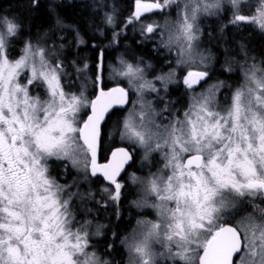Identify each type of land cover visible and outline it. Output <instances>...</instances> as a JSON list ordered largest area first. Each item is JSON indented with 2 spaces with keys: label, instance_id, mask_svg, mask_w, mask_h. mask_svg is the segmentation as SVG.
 Listing matches in <instances>:
<instances>
[{
  "label": "snow or ice",
  "instance_id": "snow-or-ice-1",
  "mask_svg": "<svg viewBox=\"0 0 264 264\" xmlns=\"http://www.w3.org/2000/svg\"><path fill=\"white\" fill-rule=\"evenodd\" d=\"M228 2L230 23L254 24L264 31V5L247 16L242 14L247 0ZM37 4L33 0V7ZM174 5L175 20L142 24L141 35L161 33L162 46L175 49L177 65L187 69L183 84L193 90L209 76L208 57L197 52L199 20L219 13L223 0H135L125 23L140 22L145 14H164ZM106 22L114 24L113 15ZM55 24L71 27L58 16ZM21 30L16 17L0 16V264H109L88 251L94 235L88 230L91 222L80 223L73 210L75 197L91 199L92 193L85 196L71 192L72 185L61 186L51 176V166L62 164L67 174L71 165L84 172L85 180L89 173L102 174L115 186L109 199L119 201L123 185L117 177L134 153L117 147L105 164L97 156L102 123L112 111L125 109L118 121L121 141L143 148L145 160L154 152L164 159L163 167L147 179L132 176L142 185L134 205L153 209L156 218L137 220L122 240L129 264H160V258L172 264H264V209L254 205L258 216L232 218L244 202L264 200V68L253 64L244 71V82L232 92L230 103L218 99L220 82L193 95L183 118L173 114L168 124H160L152 102L144 99L146 92L158 89L145 78L142 60L120 57L119 68L112 71L127 86L117 82L105 88L101 50L93 82L96 94L89 100L83 88L78 95L65 91L63 61L53 63L55 54L46 47L25 40L19 58L10 59ZM118 36L113 34V43ZM77 37L83 43L79 33ZM87 68L85 64L76 70ZM174 76L173 69L154 80L166 90ZM41 88L47 98L32 95ZM133 92L136 100L131 99ZM85 108L90 114L81 123ZM102 191L110 193L109 188ZM155 245L163 251L157 253Z\"/></svg>",
  "mask_w": 264,
  "mask_h": 264
},
{
  "label": "rangeland",
  "instance_id": "rangeland-1",
  "mask_svg": "<svg viewBox=\"0 0 264 264\" xmlns=\"http://www.w3.org/2000/svg\"><path fill=\"white\" fill-rule=\"evenodd\" d=\"M50 2H52L53 6H55L59 3V0H50ZM93 2H97V5H98L96 7V9H97L96 12H97L98 18L96 20L90 21L91 24L86 23V26H87V28L90 27L92 30H94V29L98 30V31H96V36L97 35L101 36L102 33H105V31H107L109 34L110 33L111 34L112 33H119V35H120L124 31L125 26H127V25L134 26L135 25L134 22L131 24L125 23V21L128 19V17H130L131 15H129L128 17H125L123 22L118 20V17L116 16L118 8H117L115 2H112V0H109V1L103 0L102 2L100 0H92V3ZM144 2L150 3V2H153V0H144ZM64 3L65 4H71V1L70 0H64ZM134 5H135V0L132 4L131 14H132V11L134 10ZM254 5H256V7ZM261 5H264V0H247V2L245 4V10L243 11L242 14L247 15V16H252L251 13L253 12V10L255 8L259 9L261 7ZM258 9H257V11H258ZM226 10L228 12V15L225 17V19L222 20L221 15L224 14V12ZM177 11H178V9L174 5L171 9H168L164 14H145L144 17L142 18V21H140V24L141 25L143 24L146 27L147 24L152 23L153 21L160 23V24H163L165 19L175 20ZM108 14L113 15L114 20H115L114 24L110 25L106 22V16ZM232 15H233V13H232L230 3L228 2V0H223L222 10L219 13H217L216 15H211V16L202 15L200 17L199 26L201 28V36H200V40L198 42L197 52L202 54L205 57H208L206 64H207V71L210 73V78L201 87H199L197 89L189 90V96L187 98L186 105L183 107L184 109L179 110L178 112H175V113L168 114L167 113L168 108H167L166 104H161L160 106H158L159 103H162L161 100L164 99L165 103L167 101H169V102L173 103L174 105L176 104L175 105V108H176L178 105L177 101L174 97H172L173 95H170L169 93L171 92L172 88H174L177 85H179L180 88H184V89L186 88V86L183 84V77H184V75H186L187 69H182L181 66L177 65V63H176L177 56H176L175 49L172 51H169L167 48H165V47L163 48V46H162V49L165 50L164 51L165 53H163V55L165 56L164 58H166V56L168 58H172L170 56H171V54L172 55L174 54L173 55L174 56L173 64L171 65V67L169 69L163 70V72L158 71V69L153 70L154 67H152V66L147 67V65H150V64L143 62L142 66L145 67V69H146L145 78L147 80H152L153 83L155 84L156 88L158 89V93L146 92L144 95V99L147 101H151L152 107L154 108L155 112L158 113V115L156 116L157 123L168 124V122L172 119L173 114H176V115L180 116L181 118H183V113L189 107L191 97L193 95L204 93V92H206V90L209 89L210 86L216 85V84L224 81V79H222V81H219L220 79L216 78L219 68H223L226 75H228V76L230 74L232 75V81L230 83H228L230 80H228L227 83L223 82V87L220 89L219 93L217 94L218 99L221 101L222 104H225V105L230 103L232 92L244 82V71L246 69L250 68V66L253 64L257 65L258 67L264 68V59L262 57H259V56H257V58H256L254 54H250L244 48H239L238 51L236 52L239 54V57L235 56V59L233 58V56H231L232 58L230 57L231 59H234L233 66H231V64L230 65H228V64L224 65L222 61H221L220 65L216 64V62H217V60L215 59L216 53L212 49V46L210 44L211 43L210 40H212L215 37L212 34L214 33L215 30H217L218 27H219V29H222L224 27H235V28H238L241 30H247L248 32L252 31V30L253 31L254 30L261 31L254 24L234 25V24L230 23V21L232 19ZM0 16H7L9 18L15 17L14 15H11L10 13H7V14L3 13ZM145 17H147L146 20H143ZM210 23H211V26H209ZM91 25H92V27H91ZM68 31L69 32H66V34L64 33L62 36L58 37L57 40H55V38H53L52 43L49 42V40L52 39V38H50V36L45 38V40H47V42L42 41L43 39H40L39 37H35V38L31 39V42L33 44H39L41 47H46L50 53L55 54L52 56L53 63H55L57 60L63 61L66 75L62 79V84L64 85L66 92H68L70 94L75 93L78 95L80 93L81 89L83 88L85 96H87L89 100L93 98L94 94L96 93V89L94 87L93 82H94L96 74H97V64L99 62L98 58L100 57L101 50H103V73H102L103 80L108 81L111 84H116L117 82H119L123 86H125V87L127 86L126 80H122L120 77L115 76L114 72L112 71L113 68H117V69L119 68V58L120 57H123L125 60H128V61L133 62V63H135L137 60H142V58H140V57L132 58L133 56L128 52V50L123 48L124 55L118 56L116 59H113L111 61L105 60L104 59V51L109 50V49L102 47V48H99V50L96 53V60L93 62L94 64L90 65V62L88 61L89 60L88 56H85V54L87 55L88 52H85V54L78 53L79 48H83L84 46H86L85 45L86 44L85 37H83V35H81L80 31L79 32H77L75 30H68ZM77 33H79V39L82 40L83 43H77V40H78ZM262 33H264V32L262 31ZM148 35L150 36L151 39L156 38L155 40H157V43H162L160 32H156L155 34H148ZM262 36L264 38V34ZM69 37L75 39V40H73L74 45L72 47H67V45H66V43L69 40ZM164 39H167V35L164 36ZM21 43H22V41H21ZM61 45H63V47H61ZM68 45L71 46V42ZM23 46H24V43L21 44V46H19V48L17 49L18 52L16 53L17 46H15V41L13 42L11 56H10L11 60L15 61L16 59L19 58V56L22 54L20 50L23 48ZM111 48H114V47L112 46ZM223 53H224V55L225 54L228 55L227 51H223L222 54ZM238 61H239V63H238ZM85 64L88 65V68L84 69V71L78 73L76 69L77 68L83 69ZM173 69L175 70V76L173 77V80L175 82H169L167 84V89L165 90V85L163 83H161L160 81L154 80V77H156L158 75H166L167 73H169ZM228 69H231V71H229ZM200 70H203V69H200ZM21 82L24 83L26 81L22 80ZM230 84H232L231 88L229 87ZM37 94H40L42 99L47 98L46 95L44 94L42 88L32 90V95L35 96ZM226 97H227V100H225ZM131 99L132 100L137 99L135 92L132 93ZM127 107L131 108L132 105L129 104ZM87 111H88L87 108L82 109V111L80 113V122L81 123L84 120L85 114L88 113ZM126 111H127V109H125V111L121 113L118 121L122 120ZM118 121L115 122L113 124V126H109L107 128L106 138H107V140L109 139L108 144L115 142L116 145L128 147L134 153V158L132 160V162H133L132 167H130L127 170L124 178H122L121 180H118V181L123 185L122 189L124 188L125 185H127V186L131 185L133 187L135 186L137 188L136 192L139 193L138 197H134L132 200V205L134 206V208L136 210L137 216L134 218V221H133L132 225L130 226L129 230L122 237V240H124L125 237H127L131 234L133 228L136 226L137 220H139V219L155 220V218H156V213L153 209H151V208H138L134 205L133 202L138 201L140 196L142 195V185L138 182L134 183L132 180V176L134 174L136 177H139L141 179H147V177L149 176L150 173H155L158 171V169L163 167L164 159H163L161 153L154 152V153H151L149 155V158L147 160H145V159H143V157H144V149L143 148L134 147V146L128 144L127 141L122 142L120 139V131H119ZM54 164H52V166H51V176L56 179L57 183L60 184L61 186H64V185H72L73 186V183L65 184L63 182L65 180V175L61 171V168H64V166L62 164L59 165L60 166V180L57 179V177L54 175V170H55ZM83 167H84L83 162H81V164L79 165V168L83 169ZM69 168L79 171V178L81 177L82 179H84V172L82 170H78L77 168L71 167V165H69ZM90 177L91 176L89 173V180H90ZM103 188H109L110 193H104L102 191ZM114 190H115V186L111 185V184L104 185L101 183V185L98 186V193L100 195H102L107 200L108 203H111V202L113 203V200L109 199V195L111 193H114ZM72 191L75 192L76 190H74V188H73ZM94 193L96 195L97 190L94 191ZM93 197H95V196H93ZM65 198H67V194H66ZM262 201L264 202V200H261V199L251 200L250 205H249L250 212H248L247 214H255L258 216L259 212L257 211L254 213L253 206L257 205V206H259V209H264V203L262 204ZM105 202L102 204V206L105 205ZM244 204H245V202L243 204H241L240 207L243 206ZM99 209L100 208H98V210ZM98 210L96 209V211H98ZM101 212H102V210H101ZM247 214H245V215H247ZM85 215L87 217H85V219H83V220L81 219L80 223H83L85 220L90 221L91 223L89 224L88 230L94 234L91 237L92 247L89 248L88 251L90 253L94 252L96 254V256H98L101 260V257L99 255V253L97 252L98 250L96 248V246H97L96 242L98 241V239H100L104 236L105 224H103L104 222L103 223L102 222H95L93 218L89 217L90 215H88V211H87V214H85ZM245 215L237 216L236 218L233 219V222H235V220H238ZM76 219L78 221V216H76ZM107 219H108V221L110 220L109 217H107ZM130 219H132V217H130ZM76 227H79V224L74 225V229ZM97 231H99L100 235H95V233ZM122 240H121V244L123 245L124 251L126 254L124 264H129L130 255H129V252H128L126 245L122 243ZM112 243L113 242L111 241L109 243V245H112ZM154 250L157 253L163 251V249L159 245H155ZM107 261H109V260H107ZM160 264H172V261H170V260L166 261L164 258H160Z\"/></svg>",
  "mask_w": 264,
  "mask_h": 264
},
{
  "label": "trees",
  "instance_id": "trees-1",
  "mask_svg": "<svg viewBox=\"0 0 264 264\" xmlns=\"http://www.w3.org/2000/svg\"><path fill=\"white\" fill-rule=\"evenodd\" d=\"M71 4H65L64 0H59V3L53 6V3L50 0H38V4L33 7V0H0V15L10 13L18 18L19 23L22 26V30L19 33V37L15 40V46H21L25 40H30L35 37L45 40L46 37L52 38L49 42H53L58 37L62 36L64 33L69 32L68 30L80 31L81 35L85 37L86 46L78 49V53L85 54L88 52V61L90 65L94 64L96 60V53L99 48L105 47L109 50L104 51L105 60H113L118 56L124 55L123 48L127 49L128 52L133 56L132 58H142L143 62L150 64L154 67L153 70L158 69V71L163 72L165 69H169L174 62V54L172 58H164L165 53L162 49V43H157V40L151 39L147 34V38L141 35V24L140 22H134V26H125L124 31L118 36L116 43H113V34L102 33L101 36H96V31L92 30L90 27L87 28L86 23L96 20L98 18L96 7L97 2L92 0H70ZM101 2L103 0H100ZM109 1V0H105ZM115 2L118 10L116 16L118 20L123 22L125 17L131 15L132 4L134 0H112ZM256 7V5H254ZM257 9L255 8L251 15L257 14ZM228 15L227 10L224 14L221 15V19H225ZM250 15V14H249ZM57 16L63 21L64 24L70 25L68 28H57L55 21ZM145 17L143 20H146ZM212 21V20H211ZM213 22V21H212ZM211 26V23L210 25ZM74 27V28H73ZM92 27V25H91ZM232 28V29H231ZM264 32V31H263ZM262 31H247L241 30L235 27H224L222 29L217 28L212 34L215 36L210 40L212 49L216 53V64L220 65L221 61L224 65L233 66L235 56L239 57V54L236 53L239 48H244L250 54H254L262 57L264 59V38ZM56 35V36H55ZM74 38H70L66 43L67 47H72L74 45ZM22 41V43H21ZM71 42V46L68 44ZM115 44V45H114ZM93 45V46H92ZM114 48H111V47ZM164 48V47H163ZM223 51H227L228 55ZM122 52V53H121ZM79 54V55H80ZM224 55V56H223ZM233 56L234 59H231ZM231 57V58H230ZM222 59V60H221ZM224 60V61H223ZM236 61V60H235ZM81 63V62H80ZM239 63V61H238ZM223 67V66H222ZM219 68V67H218ZM225 74L223 68H219L217 73V79L219 81L227 83L229 76ZM230 82V81H229ZM111 84L108 81H104V86L109 87ZM180 88L179 85L172 88L170 95H173L177 101V107L169 101L166 103L164 99L161 100V104H166L168 114L178 112L179 110L184 109L186 105L187 98L189 96V90L187 88ZM166 111V110H165ZM121 111H112L111 115L107 117L106 121L103 123L102 130L103 135L100 143V160L104 161L108 158L110 150L116 146L115 142L108 144L109 139L106 138L107 128L113 126L115 122L119 120ZM60 164H54L56 171L55 176L60 180ZM133 162L128 165L127 170L132 167ZM126 170V172H127ZM62 173L65 175V184L73 183L71 192L73 188L75 192H79L82 195H85L89 192L92 193L91 199L81 200L80 196H77L73 199V210L78 216V221L81 222V219L87 217L85 214L90 215L89 217L93 218L95 222H104V236L96 242L97 252L99 253L102 261L109 260V264H124L125 260V251L124 247L121 244L122 237L129 230L132 225L134 218L137 216L136 210L132 205V200L134 197H138L137 188L134 186L125 185L121 190V197L119 201H113V203H108L107 200L98 193V186L102 184L107 185L104 181L97 179V177H90V180H84L81 177L79 178V171L75 169H68L67 174H65L64 168H61ZM125 172V174H126ZM123 175V178L125 176ZM75 182V183H74ZM97 190L95 195L94 191ZM95 196V197H93ZM106 201V202H105ZM105 202V205L102 204ZM251 202V201H250ZM250 202H245V204L233 214V219L239 215H245L250 212L249 205ZM98 208H102V212H99ZM96 209L98 211H96ZM119 211V216L117 212ZM109 217V221L107 219ZM132 217V219H130ZM112 243V247L109 248V243Z\"/></svg>",
  "mask_w": 264,
  "mask_h": 264
},
{
  "label": "flooded vegetation",
  "instance_id": "flooded-vegetation-1",
  "mask_svg": "<svg viewBox=\"0 0 264 264\" xmlns=\"http://www.w3.org/2000/svg\"><path fill=\"white\" fill-rule=\"evenodd\" d=\"M19 47L17 46V48H16V53L18 52V49ZM69 49V48H68ZM210 78V73H209V76H208V78L205 80V81H203V82H201L199 85H197L194 89H197V88H199V87H201L208 79ZM229 80H230V82L232 81V75L230 74L229 75V78H228ZM227 82H228V80H227ZM230 82H228V83H230ZM229 87L231 88L232 87V84H230L229 85ZM95 95V94H94ZM102 135H103V130H101V138H102ZM101 143V142H100ZM100 153H101V151H100V146H99V148H98V156H97V159H98V163H104V162H106L107 160H108V158L106 159V160H104V161H101L100 160ZM134 158V157H133ZM132 162H130L129 164H131ZM129 164H127L126 165V169H125V172H126V170H127V167H128V165ZM55 172L56 171H54V174H55ZM125 172H124V174H125ZM123 174V175H124ZM123 175L120 177V179L119 180H121L122 178H123ZM97 179H99L100 180V182L101 181H104V178L101 176V175H99V174H97ZM259 200V199H258ZM264 202L262 201V204H263ZM101 210H102V208L100 209V211L99 212H101Z\"/></svg>",
  "mask_w": 264,
  "mask_h": 264
},
{
  "label": "water",
  "instance_id": "water-1",
  "mask_svg": "<svg viewBox=\"0 0 264 264\" xmlns=\"http://www.w3.org/2000/svg\"><path fill=\"white\" fill-rule=\"evenodd\" d=\"M115 86V85H114ZM122 86V85H121ZM111 87H113V86H111ZM110 88V87H109ZM94 98V97H93ZM88 114H90V109H89V113ZM87 114V115H88ZM85 119H87V116L85 117ZM84 119V120H85ZM103 124V123H102ZM101 128H102V126H101ZM119 147H125V146H119ZM117 148V147H116ZM116 148H114L112 151H114ZM127 148V147H126ZM112 151H111V153H112ZM111 153H110V155H109V157H108V160L111 158ZM108 160L106 161V162H104V163H100V164H105V163H107L108 162ZM130 162V161H129ZM125 169H126V165H125ZM125 169L124 170H122V172H121V174H120V176H118L117 177V180L123 175V173L125 172ZM99 174V173H98ZM99 175H101L102 176V174H99ZM103 177V176H102ZM104 178V177H103ZM106 181V180H105ZM106 182H109V181H106Z\"/></svg>",
  "mask_w": 264,
  "mask_h": 264
}]
</instances>
